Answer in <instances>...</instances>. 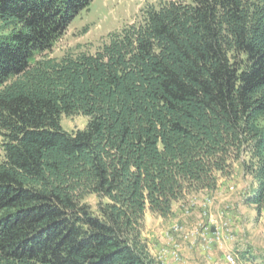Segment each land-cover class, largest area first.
Masks as SVG:
<instances>
[{"label": "trees", "instance_id": "16d2710c", "mask_svg": "<svg viewBox=\"0 0 264 264\" xmlns=\"http://www.w3.org/2000/svg\"><path fill=\"white\" fill-rule=\"evenodd\" d=\"M93 1L0 0V264H157L147 214L238 169L264 217V0L147 6L95 54L35 60Z\"/></svg>", "mask_w": 264, "mask_h": 264}, {"label": "rangeland", "instance_id": "374dc122", "mask_svg": "<svg viewBox=\"0 0 264 264\" xmlns=\"http://www.w3.org/2000/svg\"><path fill=\"white\" fill-rule=\"evenodd\" d=\"M168 1L178 0H94L54 48L35 60L95 54L109 34L139 21L144 8ZM87 123L82 115L61 117L67 133L83 130ZM246 186L238 169L231 178L221 179L217 191L193 195L176 206L169 219L160 222L147 214L143 238L157 264H230L228 257L233 256L237 264H264V217L256 221L254 208L244 204Z\"/></svg>", "mask_w": 264, "mask_h": 264}, {"label": "bare ground", "instance_id": "6f19581e", "mask_svg": "<svg viewBox=\"0 0 264 264\" xmlns=\"http://www.w3.org/2000/svg\"><path fill=\"white\" fill-rule=\"evenodd\" d=\"M232 238V237H231ZM221 239V238H220ZM176 255V254H175ZM180 260V259H179ZM235 261H237L236 257H229V262H233V264H237ZM177 263V262H176Z\"/></svg>", "mask_w": 264, "mask_h": 264}, {"label": "crops", "instance_id": "0c3cea01", "mask_svg": "<svg viewBox=\"0 0 264 264\" xmlns=\"http://www.w3.org/2000/svg\"><path fill=\"white\" fill-rule=\"evenodd\" d=\"M177 207H178V206H177ZM177 207L174 208V211H173L174 213H175V209H176ZM174 213H173V214H174ZM158 221L161 222V221H164V220H162L161 218H159Z\"/></svg>", "mask_w": 264, "mask_h": 264}, {"label": "built area", "instance_id": "2783aa9c", "mask_svg": "<svg viewBox=\"0 0 264 264\" xmlns=\"http://www.w3.org/2000/svg\"><path fill=\"white\" fill-rule=\"evenodd\" d=\"M228 261H229V257H228ZM230 264H233V262H229Z\"/></svg>", "mask_w": 264, "mask_h": 264}]
</instances>
